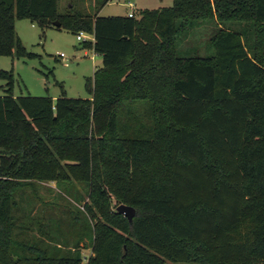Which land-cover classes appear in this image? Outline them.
<instances>
[{
    "label": "trees",
    "instance_id": "16d2710c",
    "mask_svg": "<svg viewBox=\"0 0 264 264\" xmlns=\"http://www.w3.org/2000/svg\"><path fill=\"white\" fill-rule=\"evenodd\" d=\"M108 1L0 0V56L36 55L16 20H59L103 60L90 97L0 95V264H264V0ZM49 182L82 219L56 216Z\"/></svg>",
    "mask_w": 264,
    "mask_h": 264
},
{
    "label": "rangeland",
    "instance_id": "374dc122",
    "mask_svg": "<svg viewBox=\"0 0 264 264\" xmlns=\"http://www.w3.org/2000/svg\"><path fill=\"white\" fill-rule=\"evenodd\" d=\"M98 1L100 0H59V10L65 13L74 7L77 11L92 13ZM130 2H133V10L138 17L142 10L169 7L174 0H111L99 7L100 15H125L132 11ZM15 27L23 44L36 55L32 58L0 56V95L12 92L17 96L31 94L58 97L65 94L73 98L90 97L85 85L86 78L94 75L96 67L101 65V58L94 56V51L86 44L87 40L79 41L77 33L64 28H41L29 19L16 20ZM210 31L211 27L207 25L194 30L185 45H196L198 41L208 39ZM39 194L47 203H54L57 217L78 215L83 218L78 208L82 209L84 202L76 203L69 195H63L55 182L40 184ZM48 206L40 205L41 208ZM68 227L67 220L64 229L67 231ZM70 239L76 241L75 233H71ZM82 254L88 257L91 249L82 248ZM166 264L199 263L167 261Z\"/></svg>",
    "mask_w": 264,
    "mask_h": 264
},
{
    "label": "water",
    "instance_id": "95a60500",
    "mask_svg": "<svg viewBox=\"0 0 264 264\" xmlns=\"http://www.w3.org/2000/svg\"><path fill=\"white\" fill-rule=\"evenodd\" d=\"M53 26L57 27V28H61V22L59 20H56L53 22ZM117 211L119 213L124 214L130 221L133 220L136 210L133 206L130 205H126V204H120L117 207Z\"/></svg>",
    "mask_w": 264,
    "mask_h": 264
},
{
    "label": "built area",
    "instance_id": "2783aa9c",
    "mask_svg": "<svg viewBox=\"0 0 264 264\" xmlns=\"http://www.w3.org/2000/svg\"><path fill=\"white\" fill-rule=\"evenodd\" d=\"M130 8L131 9H133L134 8V6L132 5V4H130ZM128 15L130 16V17H134L135 16V13H134V10L133 11H130L129 13H128ZM93 37V35L92 34H90V33H87V32H84V31H81L80 33H78L77 34V39L79 40V41H94V38H92ZM90 39V40H89ZM64 54L62 53L61 54V56H63Z\"/></svg>",
    "mask_w": 264,
    "mask_h": 264
},
{
    "label": "crops",
    "instance_id": "0c3cea01",
    "mask_svg": "<svg viewBox=\"0 0 264 264\" xmlns=\"http://www.w3.org/2000/svg\"><path fill=\"white\" fill-rule=\"evenodd\" d=\"M110 1H111V0H109V1L107 2V4H108ZM130 4L133 5V2H130ZM105 5H106V4H105ZM133 6H134V5H133ZM100 11H101V10H99V12H98L99 15H100ZM130 11H131V10H130ZM130 11H129V12H130ZM132 11H133V9H132ZM127 14H128V13H127ZM33 24H35V23H33ZM92 38H94V36H93ZM91 49L94 51V56H100V58H101V65H102V62H103V60H102V55H100V54H98L97 52H95V50H94L93 48H91ZM94 56H93V60H94V58H95ZM101 65H100V66H101ZM98 67H99V66H97L96 68H98ZM27 95H31V94H27ZM14 96H17V95H14ZM52 97H53L54 99L57 98L56 96H52ZM58 97H59V96H58Z\"/></svg>",
    "mask_w": 264,
    "mask_h": 264
}]
</instances>
